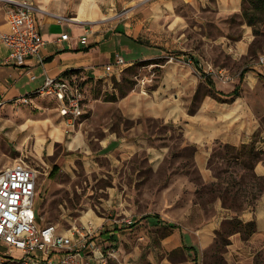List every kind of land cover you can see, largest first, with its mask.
Returning <instances> with one entry per match:
<instances>
[{"label":"crops","instance_id":"obj_1","mask_svg":"<svg viewBox=\"0 0 264 264\" xmlns=\"http://www.w3.org/2000/svg\"><path fill=\"white\" fill-rule=\"evenodd\" d=\"M16 1H29L37 8L45 44L40 51L42 63L32 58L25 66L15 67L5 63L8 51L0 42V146L7 139L17 141L22 149L31 139L42 158L53 155L54 148L62 144L67 154L80 159L89 171L100 170V162L107 164V175L112 179L102 189V217L98 218L91 207L84 220L97 230L101 228V244L105 250L115 251L117 264H264V160L257 159L249 167L250 174L261 182L258 186L242 181L248 171L246 164L235 167L248 161V153L264 150L260 130L264 93L259 92L264 89V65L258 64L264 51L243 69L242 80L239 78L228 93L218 89L205 68V73L196 77L186 67L180 69V75L174 67H166L165 84L155 96L116 94L112 100H105V93L113 91L112 79L120 78L127 66L160 57L157 41L166 33L155 27L160 25L157 19L162 6L170 9L172 0H156L131 14L126 10L134 0ZM241 4L242 0H234L233 9L240 10ZM5 12L6 6L0 3L1 32L7 30ZM166 14L173 27L168 10ZM64 34L68 40L59 41ZM82 37L87 38L84 45L80 43ZM116 56L125 62L120 76L105 72ZM69 76L78 79L85 98V114L73 129L65 125L55 100L36 94L46 77ZM201 83L212 93H221L213 94L224 100L201 97L190 112ZM174 84L182 85L181 97L170 100L164 94L172 92ZM236 88L238 94L233 95ZM22 96H30L32 104H14ZM49 102L55 105L50 107ZM36 109L43 111L37 114L43 117L38 122L31 115ZM147 119L153 124L152 133H145ZM163 128L165 133L160 131ZM35 129L39 142L32 137ZM187 148L193 150V165L205 185L220 181L211 161L215 153L223 151L216 160L238 168L230 167L225 174L236 179L235 192L240 189L244 193L242 204L226 205L220 196L207 205L196 200L197 185L182 157ZM226 150L236 158L227 156ZM54 165L59 171L65 166ZM123 218L131 219L132 224L123 223ZM56 226L59 232L65 229ZM156 240L159 245L154 244ZM143 246L149 250L144 254ZM131 250L132 260L119 258L120 251ZM109 260L102 264H109ZM78 264L95 263L80 260Z\"/></svg>","mask_w":264,"mask_h":264},{"label":"rangeland","instance_id":"obj_2","mask_svg":"<svg viewBox=\"0 0 264 264\" xmlns=\"http://www.w3.org/2000/svg\"><path fill=\"white\" fill-rule=\"evenodd\" d=\"M155 1L134 0L126 12L131 14L140 8L149 7ZM172 2L170 9H167V6H162L163 11L158 13L157 21L160 25L158 24L155 28H158L159 32L163 34L166 33L157 41L159 45L156 48L159 49L160 57L137 60L133 62V65L127 66L120 78L112 79L113 91L105 93V100H112L116 94L118 97L129 93H141L146 97L155 96L156 90L161 92V86L165 84L163 79L166 67H174L176 75H180V69L186 67L196 77L200 75L199 72L204 74L203 68H205L208 72L205 74H210L218 89L228 93L238 84L241 71L248 68L251 62H255L258 54L264 51V14L257 13L259 15L255 25L257 34H254V28L248 26L242 17V7L238 11L233 9L234 0H172ZM166 10L172 16L173 27H171V17L166 14ZM143 42L153 46L149 41ZM209 65L213 70L212 73H209ZM220 71L221 73H219ZM181 88V84H174L173 91L164 94V96L170 100L177 96L179 99ZM259 92L264 93V89ZM240 95H246V93L243 94V91H240ZM204 96L224 100L222 96H214L206 84L201 83L194 94L190 112L193 111L192 107H195L197 100ZM250 96L248 94V97ZM48 105L53 107L55 104L49 102ZM41 110L36 109L31 112L34 121L38 122L43 118L37 115L43 112ZM260 123V130L264 133V114L261 115ZM151 126L153 124L147 119L145 133H152L154 127ZM160 131L166 132L164 128ZM176 142L179 144V141ZM2 143L0 146V170L22 161L39 172L35 211L39 216L40 224H60L65 228H81L86 226L84 217L90 212L91 207L95 209L98 213L97 217L101 219V204L103 203L101 199L104 194L102 189H106L112 179L107 175L108 169L106 168L108 166L106 163L100 162L101 169L93 172L89 171L80 159H73L75 157L69 156L62 144L54 148L53 155L45 154L41 158L36 151V142L31 139L22 149L18 146L17 141L9 140L8 142L6 139ZM192 153V148H187L182 157L189 165L191 180L197 185L196 200L207 205L210 199L220 196L226 205L238 206L242 204L244 193L240 192V189L235 192L236 179L232 174L231 177L225 174L229 172L230 167L235 165L231 163L219 164L220 161L216 160V157L223 155V151L215 153L211 161L215 174L220 178V181L214 185H205L201 182L198 170L193 165ZM226 154L236 158L229 150H226ZM248 156L247 162H238V166L235 167L246 164L248 171L242 181L246 179L248 186L250 184L258 186L261 182L250 174L249 167L257 159L264 160V150L248 153ZM76 157L80 158L81 154H76ZM175 159H179V156ZM54 164L60 167L61 165L65 166L55 177L51 178L49 175ZM235 167L234 169H238ZM252 195L255 196L254 193ZM122 222L128 226L132 224L131 219L123 218ZM99 229L101 230V228ZM154 244L157 245L158 241L156 240ZM144 248L145 246L142 249L143 254L149 251L148 248ZM109 250L111 249L106 251ZM132 253L133 250L130 252L120 251L119 258L123 259L124 257L126 260L128 257L132 260ZM116 258L117 256L111 258L109 264H117ZM217 261L220 260L217 258ZM143 264H145L144 261Z\"/></svg>","mask_w":264,"mask_h":264},{"label":"built area","instance_id":"obj_3","mask_svg":"<svg viewBox=\"0 0 264 264\" xmlns=\"http://www.w3.org/2000/svg\"><path fill=\"white\" fill-rule=\"evenodd\" d=\"M0 3L8 7L7 30L0 31V42L8 51L5 63L23 67L32 58L42 63L40 51L45 41L39 32L37 8L29 1L0 0ZM60 40H68V35H62ZM80 43L86 44L87 38H80ZM258 64L264 65V55L258 57ZM124 66L123 58L116 56L105 72L120 76ZM26 73L34 79L30 71ZM36 94L56 101L68 128H75L85 114L84 93L73 76L46 77ZM14 104L29 106L31 97H19ZM38 179L39 172L22 161L0 170V264H78L80 260L102 264L107 258H115L114 250L103 248L100 230L90 224L65 228L62 232L56 225L40 224L35 211Z\"/></svg>","mask_w":264,"mask_h":264},{"label":"trees","instance_id":"obj_4","mask_svg":"<svg viewBox=\"0 0 264 264\" xmlns=\"http://www.w3.org/2000/svg\"><path fill=\"white\" fill-rule=\"evenodd\" d=\"M247 3H249V6H247ZM251 6V8H250ZM242 17L243 19L247 22V25L250 27H253V33L257 34L256 30H255V25H256V18L259 17V15L257 13H262L264 14V0H242ZM246 71L243 70L240 74V80H242V77L244 75ZM212 90V89H211ZM213 93L215 95H222L219 92H215L213 91ZM238 94V88H236L233 92V95H237ZM59 172V168L54 165L52 167L51 173L49 175V177L53 178L57 175V173Z\"/></svg>","mask_w":264,"mask_h":264},{"label":"bare ground","instance_id":"obj_5","mask_svg":"<svg viewBox=\"0 0 264 264\" xmlns=\"http://www.w3.org/2000/svg\"><path fill=\"white\" fill-rule=\"evenodd\" d=\"M34 124L37 125V123H34ZM39 136H40V134H39V133L37 132V130L35 129V132L32 134V137H33L34 139H36L37 142H39V141H40ZM56 138H58V137H56ZM52 149H53V144L51 143L50 146H49V153L52 152ZM38 154L41 155V151L38 150ZM85 218H86V217H85ZM86 225H87V224H86Z\"/></svg>","mask_w":264,"mask_h":264}]
</instances>
